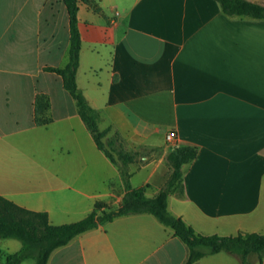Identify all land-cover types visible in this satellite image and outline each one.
<instances>
[{"label":"crops","instance_id":"crops-1","mask_svg":"<svg viewBox=\"0 0 264 264\" xmlns=\"http://www.w3.org/2000/svg\"><path fill=\"white\" fill-rule=\"evenodd\" d=\"M77 27V87L99 114V129L109 128L106 139L117 135L134 154L131 187L155 196L170 176L168 152L194 147L168 212L203 235L264 234V19L225 15L216 0H89L78 3ZM69 37L62 0H0V195L46 212L52 225L78 221L96 203L116 208L124 194L118 167L97 149L60 76L45 70L66 64ZM40 94L49 102L45 125L34 123ZM170 131L176 138L167 142ZM5 160L44 163L17 171L4 169ZM35 177L45 186L38 189ZM3 240L0 264L21 247ZM186 257L171 228L140 213L75 236L47 264ZM248 257L258 264L256 254ZM194 264L239 260L219 252Z\"/></svg>","mask_w":264,"mask_h":264},{"label":"trees","instance_id":"trees-1","mask_svg":"<svg viewBox=\"0 0 264 264\" xmlns=\"http://www.w3.org/2000/svg\"><path fill=\"white\" fill-rule=\"evenodd\" d=\"M62 1L69 20L68 60L62 67H46L45 70L60 76L63 89L74 100L77 113L90 132L97 149L118 167L124 185V194L121 204L116 208L104 209L102 204L96 203L92 211L84 218L60 225L50 224L46 212L26 209L0 195V238H13L21 243L18 251L5 255V263L21 264L24 260L31 258L35 264H47L51 253L68 244L75 236L110 222L116 217L148 213L164 226L171 228L174 236L185 244L187 257L183 264H194L206 255L222 251L237 256L239 264H249L248 256L256 254L258 264H263L264 234L203 235L196 233L180 217L168 212V195L181 188L182 166L196 157L197 152L194 147L176 146L168 152L166 162L171 169L170 176L165 186L155 196L147 197L144 187H131L128 163L133 160L134 154L122 148H115V143L119 142L117 135L111 136L104 143L102 138L105 137L109 128L99 129V114L88 104L76 84L81 44L77 27L78 3H87L89 0ZM216 2L225 15L264 19V6L255 2L249 0H216ZM48 108L47 97L42 94L37 95L34 103L36 125H45L50 121L46 117ZM112 152H116V155Z\"/></svg>","mask_w":264,"mask_h":264},{"label":"rangeland","instance_id":"rangeland-1","mask_svg":"<svg viewBox=\"0 0 264 264\" xmlns=\"http://www.w3.org/2000/svg\"><path fill=\"white\" fill-rule=\"evenodd\" d=\"M102 140L104 141V143H106V140L107 139H106V137H103ZM106 148L109 150V148H108L107 145H106ZM115 148L116 149L117 148H121L119 142H116L115 143ZM112 154L116 155V152H112ZM1 163H2V166L3 167L5 165H9V167H7V168L5 167L4 168L6 170H11L10 168L13 167L17 171L18 170H20V171H22V170H28V169L29 170H33V171H37V170L41 169L39 166H40L41 163H44V162L39 161V160H21V161H15V162L5 160L4 162H1ZM35 178H36V187L38 189H41V187H44L45 186L44 184H42L40 177L39 178L35 177ZM3 242H5V240L0 239V246L3 244ZM18 243H19V241H18ZM222 252H224V251H222ZM226 254H229V253L226 252ZM230 256L232 258H234L235 260H238V257L237 256L232 255V254H230ZM30 259H29V261L33 260V259L30 260ZM1 261L4 263V259L3 258L1 259ZM248 262H249V264L252 262V257H248Z\"/></svg>","mask_w":264,"mask_h":264},{"label":"built area","instance_id":"built-area-1","mask_svg":"<svg viewBox=\"0 0 264 264\" xmlns=\"http://www.w3.org/2000/svg\"><path fill=\"white\" fill-rule=\"evenodd\" d=\"M176 138V133L174 131H170L165 135V139L167 142H172Z\"/></svg>","mask_w":264,"mask_h":264}]
</instances>
